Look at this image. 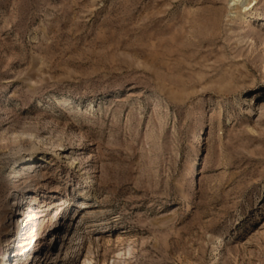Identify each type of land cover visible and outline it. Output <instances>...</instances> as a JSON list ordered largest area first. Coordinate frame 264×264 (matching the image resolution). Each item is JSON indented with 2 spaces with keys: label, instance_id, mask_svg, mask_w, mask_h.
Wrapping results in <instances>:
<instances>
[{
  "label": "rangeland",
  "instance_id": "1",
  "mask_svg": "<svg viewBox=\"0 0 264 264\" xmlns=\"http://www.w3.org/2000/svg\"><path fill=\"white\" fill-rule=\"evenodd\" d=\"M235 1L0 0V264H264V0Z\"/></svg>",
  "mask_w": 264,
  "mask_h": 264
},
{
  "label": "bare ground",
  "instance_id": "2",
  "mask_svg": "<svg viewBox=\"0 0 264 264\" xmlns=\"http://www.w3.org/2000/svg\"><path fill=\"white\" fill-rule=\"evenodd\" d=\"M234 1H235V0H234ZM235 2H236V1H235ZM239 2H241V1H239ZM241 20H242V23H240V26H241V25H242V26H243V25L245 26V24H247V22H248L246 16H244ZM66 101H67V100H65L64 102H66ZM42 160H45V157H43ZM46 162H48V161L46 160ZM34 167H35V166H31L32 169H30V173L35 172L36 169H35ZM90 182H91V183H92V182L94 183L93 179H90ZM39 184H40V183H37V184H36V187H38ZM221 242H222V241H221ZM18 246H19V247H22L23 244L19 243ZM10 258H11V256H10ZM11 264H12V263H11Z\"/></svg>",
  "mask_w": 264,
  "mask_h": 264
}]
</instances>
